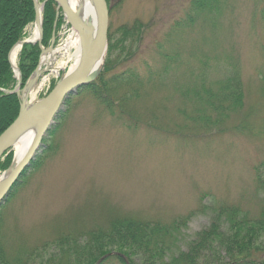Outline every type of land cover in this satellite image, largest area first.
<instances>
[{
	"label": "rangeland",
	"instance_id": "374dc122",
	"mask_svg": "<svg viewBox=\"0 0 264 264\" xmlns=\"http://www.w3.org/2000/svg\"><path fill=\"white\" fill-rule=\"evenodd\" d=\"M105 2L107 50L120 28L138 27V34L128 37L123 50L108 58L106 52L96 77L132 73L139 77V93L111 110L85 87L64 100L18 183L0 201V240L9 258L27 257L42 246L48 258L58 239L84 242L90 231L106 230L116 220H184L170 244L176 253L210 224L218 208L235 209L250 219L263 212L264 0H218L216 8L194 14L192 23V0ZM54 12L43 45L41 7V40L33 43L40 53L23 84L18 54L14 61L19 76L13 71L18 91L12 92L20 107L41 57L72 32L55 3ZM33 24L25 27L23 40L30 39ZM65 59L61 51L43 68L32 104L64 76L66 69L55 67ZM234 75L239 102L227 101L222 109L215 100L211 104L204 92L217 95ZM128 91L114 89L119 98ZM12 156L10 147L0 159L1 165L7 159L0 175Z\"/></svg>",
	"mask_w": 264,
	"mask_h": 264
},
{
	"label": "trees",
	"instance_id": "16d2710c",
	"mask_svg": "<svg viewBox=\"0 0 264 264\" xmlns=\"http://www.w3.org/2000/svg\"><path fill=\"white\" fill-rule=\"evenodd\" d=\"M191 3L190 23L194 14L216 8L218 0H192ZM34 19L33 0H0V134L15 120L20 109L19 98L12 92L16 79L8 54L17 42L24 39V29ZM54 19V3L48 0L43 4V45L48 42ZM137 29L120 28L118 40L108 45L107 58L115 50H123L128 37L137 36ZM39 53L38 44H24L20 48L17 67L22 84L35 68ZM107 65L108 59L103 66L104 72L109 69ZM138 79L132 73L116 74L111 79H103L102 74L78 91L85 87L100 104L110 108L118 105L122 98L126 101L138 95ZM121 86L129 93L119 98L114 89ZM196 91V97L201 98L200 92ZM204 93L211 104L216 101L222 109V104L227 101L239 102L240 83L234 75L225 80L217 95L208 91ZM52 134L53 131L48 138ZM5 161L0 164V170L5 169L7 159ZM184 225V220L171 224L116 220L106 230L90 231L84 242L71 236L58 239L53 243L55 253L48 258H43L46 246L35 249L24 258H9L0 240V264H110L111 260L117 264H264V209L261 216L250 219L238 215L235 209L218 208L210 224L197 232L185 249L173 253L170 244L175 231ZM134 257L137 261L132 260Z\"/></svg>",
	"mask_w": 264,
	"mask_h": 264
},
{
	"label": "water",
	"instance_id": "95a60500",
	"mask_svg": "<svg viewBox=\"0 0 264 264\" xmlns=\"http://www.w3.org/2000/svg\"><path fill=\"white\" fill-rule=\"evenodd\" d=\"M46 1L48 0H44V2ZM51 1L54 2L57 5V8L63 12L72 30H74L78 34V37L83 44L82 52L79 62L74 70L67 74L65 77L60 78L54 85L52 90L35 104L30 105L28 108H24L23 105H21L20 111L15 120L0 134L1 159L4 153L10 148L11 141L18 133L24 131L32 125H38V132L22 159L11 169L9 174L2 181H0V201L4 199L21 171L28 165L30 160L35 155L44 133L52 125L54 118L59 112L64 100L69 95L75 93L78 88L91 83L96 78L101 69L100 68L97 71L96 68L99 65L100 61H103L104 57L106 56L108 10L105 0H94L97 7V24L95 31L92 24L85 21L77 12L72 11L66 1ZM33 3L35 8L34 21H36L37 17L40 16L39 37L36 40L25 39L19 41L15 45H19L20 48L24 44H33L35 42H40L41 40L42 17L41 15H39L37 9L38 4L36 0H33ZM43 4L44 3L39 5L42 7ZM10 52L8 55L9 62ZM10 64L14 73L19 76V72L17 71L16 67H14L11 62ZM37 70L38 67L34 71L32 76L36 74ZM32 76L29 82L31 81ZM37 77L38 76H36V80ZM29 82L26 84L24 91L28 88ZM13 91H18V86L15 87Z\"/></svg>",
	"mask_w": 264,
	"mask_h": 264
},
{
	"label": "bare ground",
	"instance_id": "6f19581e",
	"mask_svg": "<svg viewBox=\"0 0 264 264\" xmlns=\"http://www.w3.org/2000/svg\"><path fill=\"white\" fill-rule=\"evenodd\" d=\"M70 6L72 11L77 12L85 21L92 24L93 29L95 31L96 24H97V7L94 0H64ZM37 2V0H36ZM38 12L39 15L41 13V6L37 2ZM39 29H40V16L37 17L36 21L32 25L30 30V40H36L39 37ZM83 44L78 34L72 30L70 35L66 38V40L60 45L59 48L49 50L45 53L39 63V68L36 71V74L32 76L31 81L29 82L28 88L24 91L22 95L23 100V107L28 108L32 105V100L38 91V86L36 85V76L41 75L43 68L47 65H51L52 60H54L55 54H59L61 51H64L66 54V59L64 62L60 64V66L55 67V69H66V73L63 77L67 74L72 72L74 68L77 66L80 55L82 52ZM19 45H15L11 52H10V62L12 65H15V59L19 52ZM103 65V61H100L99 65L97 66L96 70L98 71ZM35 79V80H34ZM34 80V81H33ZM38 132V125H32L29 128L25 129L24 131L18 133L14 139L10 143V147L13 151V159L9 166V168L4 171L0 175V181H2L11 171V169L22 159L25 152L27 151L28 147L34 140L36 134Z\"/></svg>",
	"mask_w": 264,
	"mask_h": 264
}]
</instances>
